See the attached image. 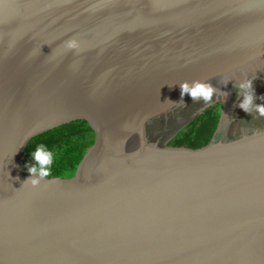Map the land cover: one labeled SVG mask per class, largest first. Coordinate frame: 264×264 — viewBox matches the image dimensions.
<instances>
[{
	"label": "water",
	"instance_id": "1",
	"mask_svg": "<svg viewBox=\"0 0 264 264\" xmlns=\"http://www.w3.org/2000/svg\"><path fill=\"white\" fill-rule=\"evenodd\" d=\"M261 96L264 0H0V264H264ZM218 102L208 144H168ZM79 120L75 173L32 186L29 142Z\"/></svg>",
	"mask_w": 264,
	"mask_h": 264
},
{
	"label": "trees",
	"instance_id": "2",
	"mask_svg": "<svg viewBox=\"0 0 264 264\" xmlns=\"http://www.w3.org/2000/svg\"><path fill=\"white\" fill-rule=\"evenodd\" d=\"M222 104L218 102L198 114L184 125L168 142L171 146L202 147L210 142L220 120ZM252 128L264 126V120L248 119ZM240 135L236 130V136ZM95 132L87 121L79 120L61 125L35 136L28 144L22 165L31 166L34 163L32 154L43 144L45 150L53 152L54 160L49 176H72L88 148L94 143Z\"/></svg>",
	"mask_w": 264,
	"mask_h": 264
},
{
	"label": "clouds",
	"instance_id": "3",
	"mask_svg": "<svg viewBox=\"0 0 264 264\" xmlns=\"http://www.w3.org/2000/svg\"><path fill=\"white\" fill-rule=\"evenodd\" d=\"M79 42L77 39L72 38L65 42V47L69 50H75L79 48ZM254 79H245L244 82L239 84V88L247 89L244 93V98L239 102L237 107L243 109L245 112L252 114L253 102L255 97V91L253 88ZM181 89V97L185 94L189 95L194 101L198 98L202 99L205 103L211 101L213 93L216 89L213 88L212 84L204 83L200 81H192V86L190 87L188 81H184L179 85ZM226 95V93H225ZM264 100V96L260 97ZM183 102V100H181ZM254 111L259 114V116L264 117V103L256 104L254 106ZM34 163L29 166L26 165L28 173H30L29 178L26 180L30 182L32 186H38L40 181L45 179L51 174V165L54 160V155L52 151L45 150L43 144L39 145L35 152L32 154Z\"/></svg>",
	"mask_w": 264,
	"mask_h": 264
}]
</instances>
